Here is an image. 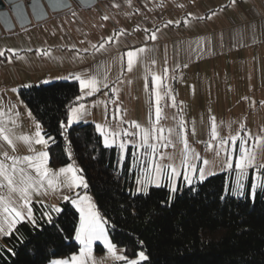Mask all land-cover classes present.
Listing matches in <instances>:
<instances>
[{"label": "crops", "instance_id": "1", "mask_svg": "<svg viewBox=\"0 0 264 264\" xmlns=\"http://www.w3.org/2000/svg\"><path fill=\"white\" fill-rule=\"evenodd\" d=\"M97 7L101 16L94 15L93 10L82 11L83 14H78L71 23L70 32L66 29L64 21H61L63 15L50 14L48 17L56 20L63 33V42L72 44L73 51L80 53V46L94 50L92 57H84L73 66L56 64L47 69L52 74L60 73L46 78L51 81L73 79L77 75L85 80L92 77L97 80L99 90L91 96L85 94L83 99L73 106L83 104L87 109L78 122L92 123L96 128L94 103L97 96L105 92L106 96L102 95L97 101L100 110L97 120L100 125L107 124V127L103 128L115 138L127 139L138 133V130L142 134L143 115L149 100L152 102L151 94L155 91L176 90L178 79L181 83L183 80L188 83L189 93L194 90L202 92L215 89L220 93L231 94L233 109H241L240 102H247L249 106L243 107L247 110L246 117L251 113L259 117L260 111L264 110V0H100ZM195 13L200 15L194 17ZM84 17L89 20V25L90 21H96V24L99 23L102 27L91 24L92 28L97 27L109 34L114 32L118 35L119 44L115 45L116 48L113 40H105L110 45L108 48L100 51L94 48L93 45L100 44L96 41L99 31L95 28L91 31L84 30ZM77 18L80 19L79 23ZM187 25L196 26L198 29L177 31V27L186 28ZM21 32L22 30L2 31L0 49H15L18 55L13 59L19 58L29 69L33 65L31 55L37 54L38 43L34 44L32 39L27 37L26 31L25 36L17 40L14 36L20 35ZM153 33L156 35L155 40L150 38ZM43 41L40 44L42 52L53 48L52 46L58 47L55 43L51 45L45 42L46 40ZM60 45L61 48L65 47ZM140 48L146 49L145 52L139 53ZM127 51L138 53L131 70L127 67ZM41 55L37 54L38 57ZM0 59L1 63L7 61L5 58ZM19 66L13 64L16 69ZM7 69V65H0V73ZM45 72L39 68L35 72L36 76H39L38 79L30 83L24 79L25 81L15 85L17 90L26 84H42L45 79L40 75ZM65 72L66 74H63ZM153 76L160 78L158 89L153 87ZM4 86L0 85V89ZM0 112V128L4 129L3 135H7L12 142L9 145L0 138V163H3L7 177H11L13 183L10 186L5 176H0V180L7 187L18 189L13 175V161L22 158L16 161L15 166L29 167L30 162L23 159L26 156L20 155L27 153L32 157V154H36L33 134L35 125L39 123L24 107L20 108L19 119L6 107L0 108ZM232 113H221L218 118L231 119ZM261 116L264 118V112ZM235 117H239V114H235ZM134 120L136 122H133ZM134 124H137L138 129ZM125 132L129 134L124 135ZM23 136H28L30 143H25L21 139ZM13 156L16 157L13 159ZM8 157L11 159H7ZM46 167L49 169V162ZM33 202L46 203L43 199L31 198V208ZM5 206L17 210H20V207L7 198L6 194L0 193V228L7 231L11 217L4 212ZM2 237L3 235H0V239Z\"/></svg>", "mask_w": 264, "mask_h": 264}, {"label": "trees", "instance_id": "2", "mask_svg": "<svg viewBox=\"0 0 264 264\" xmlns=\"http://www.w3.org/2000/svg\"><path fill=\"white\" fill-rule=\"evenodd\" d=\"M18 93L45 138H54L47 147L49 166L77 163L110 241L127 257L142 251L146 259L141 264H264L263 191L254 200L248 194L234 196L226 186L231 174L220 173L174 194L166 186L133 193L130 161L120 167L119 148H105L92 123L61 128L81 100L78 81L21 87ZM59 207L57 214L50 204L33 202L35 224L19 222L0 239V264H49L77 253L78 211L70 201Z\"/></svg>", "mask_w": 264, "mask_h": 264}, {"label": "rangeland", "instance_id": "3", "mask_svg": "<svg viewBox=\"0 0 264 264\" xmlns=\"http://www.w3.org/2000/svg\"><path fill=\"white\" fill-rule=\"evenodd\" d=\"M99 1L100 0H98V2ZM98 2L90 7H82L79 4L75 3L68 10L53 14L63 15L61 21H64L62 22L64 23L66 29L70 32L72 31L71 23L74 19H76V16L78 14H83L82 11L93 10L94 15H102L97 9ZM76 5L78 7H74ZM101 7L103 8V6ZM199 15V13H195V15L193 14L194 17H198ZM84 18L86 19L85 25L83 26L84 30L86 29L87 31H91L94 28L97 29V32L99 31V35H96V41H99V43H104V48H108V46L110 45H108L107 41H110L109 37H111V40L114 41V47L116 48V44H119L118 35L116 36L114 32L109 34V32L102 31L97 27L92 28L90 26L91 24H93V26L99 27H101V25L99 23L96 24V21H90L91 24L89 25V20L87 19V17ZM76 21L79 23L80 19L77 18ZM123 29L126 30L125 28ZM177 29V31L179 32V30L187 29L196 31L198 28L196 26L187 25L186 28L177 27ZM15 30L16 32L22 30L20 35L16 34L14 36L17 38V40L24 37V31H26L27 37L31 38L34 44L38 43L36 47L37 49L41 47L40 44L41 42H44L43 40H46L45 42H48L51 45H53V43L58 45L57 48H54V46H52L53 48L48 49L46 51L47 55L42 54L38 57L36 53H33L31 55L33 58V65L32 68L29 69L25 67V65L19 58H17L16 60L13 59L11 63H9L8 61L1 63L0 59V65L4 64L8 66V69L6 71L0 73V85H5L4 88L0 89V108H8L13 114H15V116L17 117L16 119H19L20 108L27 107L19 96L18 90L15 86L17 83L25 80L28 81L27 83H30L31 81H35L36 79H38L39 76L37 77L35 72H37L39 68L46 71L43 75H40L41 78L49 81L48 83H51L52 81L48 80L49 77H51L52 75H59L60 73L52 74L51 71L47 69L53 68L56 64H61L62 66L66 67L73 66L74 64L79 63V61L84 57H92L94 50L91 48L80 46V53H76L75 51H73L71 48L72 44L69 45V42H63V33L60 29V26L53 18H47L41 22H35L32 20L31 23L27 26H16L12 31ZM65 35H67L66 32ZM105 42H107V44ZM60 44L65 47L61 48ZM39 50H41V48ZM98 51H100V49ZM13 64L20 66L16 69L15 67H13ZM26 73H29V75ZM31 73L33 74L30 75ZM63 74H66V72ZM47 77L48 79H46ZM68 79L69 78H63L58 80L65 81ZM184 81L185 80H183V82L181 83L180 79L177 80L178 88L176 90L173 89L169 92H159L161 96L159 104L161 112L159 118H157L156 116V108L158 105L156 103L155 95L157 91L151 94V97H153L152 102L149 100L150 103L148 104V106H146V112L143 115L144 124L142 134L138 130V133H134L133 136L127 139L116 138L117 144L121 142L126 143V147L123 151V162H118V165L121 167L125 160L130 161L131 172L134 174L133 193H137V189L141 187V185L138 184V180H143L146 188L149 186H155L154 180L152 182L144 180V177L147 175H151L153 177L155 176L154 168H150V165L167 167L169 171H171L172 168H175L178 172H183L185 171L186 165L190 164L196 166L197 169H204V178L202 180L199 177L198 171L192 172L189 169V175L193 178L192 183L203 181L204 179L212 175L229 173L231 174V181L226 184L229 192L234 196H244L245 194H248L250 199L254 200L257 191L264 192V187L261 186L262 181H264V174H258L261 172V169L264 168V118L263 116H261L264 110L260 111L261 114L259 115V117L253 116V113L246 117L247 110H244L243 107L249 106L247 102H240V105L242 106L241 109H233L231 94L223 92L220 93L215 89H209L208 91L202 92L194 90L193 93L191 91L189 93L187 90L188 83ZM48 83L43 82L42 84ZM180 85L182 86V88ZM192 85L193 87H195L194 83H192ZM179 86L181 89L179 88ZM102 95L106 96V93L103 92L101 95L97 96L96 103H94L93 116L94 119H96V125H100V122L97 120V117H100V110L99 106L97 105V101L102 98ZM90 107L93 106H89V108ZM84 109L87 110L86 108ZM228 111L233 112L231 114V119L218 118L220 117L221 113ZM235 114H239V117H235ZM133 122L136 121L134 120ZM213 124H215V130L218 137V139L216 140H213L211 135ZM72 125L69 126L68 122H66L65 129H68ZM136 125L137 124H134L133 126L137 128ZM101 126L102 128L103 126L107 127V124L104 123V125H102L101 123ZM145 132L149 133L148 143L150 145L156 146L154 152L150 149H146L142 143ZM245 133H247V136H245ZM233 136L243 138V147L246 149H250V153L253 157L254 167L246 168L243 175H239L238 171L235 170L234 167H228V163L230 160L234 164L236 158L241 155V141L238 139L237 143L233 145L231 143V137ZM33 138L35 139L34 134ZM221 141H224V143L221 144ZM36 150V154H32L34 155L32 156L33 158H35L40 152L47 150V148H45L43 145L36 144ZM120 153L121 150L119 149V160ZM22 155L20 156L30 157V154L27 153H24ZM15 157L16 156H13V159ZM7 159L11 158L8 157ZM18 159L16 161H18ZM33 162L35 161L33 160ZM68 165H72L75 169H77V175L83 176L77 163L73 159ZM68 165L60 168L67 167ZM15 168L16 170L13 172V175L14 180L18 183V189L23 187L22 181L25 178H30L32 181H37L39 179L36 176L34 170L30 167L20 165L15 166ZM60 168L54 169L49 166L50 172L47 179L53 180L55 188H49L46 179L44 181L43 187L39 190V194H30V199H43L52 207H59V203L65 201L63 200L64 196H68L70 198V201L71 199L79 200V197L86 195L90 198V200L86 201L85 203H92L94 205L93 211H95L100 216L95 207L92 196L83 187H73L70 189L67 184L64 183V181L68 177H70L71 174L59 173ZM21 170L24 173L23 177L21 176ZM238 181L243 184L242 191L236 190ZM159 182L161 186H164L165 181L161 180ZM254 182L257 187L253 195L252 185ZM173 183H175L178 187L188 186V184H186L185 180L183 179V176L175 177L173 179ZM146 188H144V190ZM167 188L169 189V187ZM13 189L15 188H12L10 186L7 187V185H5L0 180V193L6 194V197L9 198L12 202L16 203L21 209L23 204L21 193L18 190L13 191ZM78 216L79 221L77 228L79 227L80 223L79 212ZM103 226L105 228L106 237L110 241L106 231L105 223ZM76 242L79 244L78 241ZM79 246L80 248L78 252L72 254L69 258L53 259L49 264H53L54 261L58 260L67 261L68 264H125L124 260H118L116 259V257L122 256L126 261H133L138 259V255L135 258L127 257L124 254L123 249L115 245V256L110 254L103 245L96 241L93 242L90 254H88L87 249H85L84 253L82 254V246L80 244ZM139 253H143L146 257L144 252L140 251ZM73 256L77 257L76 262L72 261L71 258ZM143 261H141V263Z\"/></svg>", "mask_w": 264, "mask_h": 264}, {"label": "snow or ice", "instance_id": "4", "mask_svg": "<svg viewBox=\"0 0 264 264\" xmlns=\"http://www.w3.org/2000/svg\"><path fill=\"white\" fill-rule=\"evenodd\" d=\"M235 2V0H233ZM57 7L63 6V0H57L56 3ZM209 19L211 18V15L208 17ZM105 19H107L105 17ZM203 19V17H201ZM171 23V22H169ZM179 23V22H177ZM187 23V21H185ZM152 40L156 39L155 33H153L150 37ZM109 40H111V37H109ZM94 48L103 49L105 47L104 43H100L98 46L93 45ZM146 49L140 48L138 51L139 53L145 52ZM38 55H47L46 52H42L41 50H37ZM137 52L136 51H127L126 57H127V67L129 70L132 69L134 59L137 57ZM17 51L15 49H0V58H5L9 63L12 62L14 57H17ZM167 71V70H165ZM73 79L75 81H78L79 87L81 90L82 95L78 97L77 99H83V96L86 94L88 96L93 95L96 91H98L97 87V80L92 77L87 80L82 79L80 76H74ZM44 83H48L49 81L45 80L43 81ZM152 84L153 87L158 89L160 87V78L153 76L152 77ZM106 86V85H105ZM24 87H31V85H24ZM115 91V90H114ZM156 103H157V108H156V116L159 118L161 109L159 107L161 96L160 93L157 91L156 95ZM84 105L80 104L78 107H72L68 113L67 116V122L68 125H72L75 122H78L83 114H84ZM36 131L34 133L35 140L34 143L38 145H43L45 148L48 147L50 143H54V138L51 136H48L47 139H45V136L47 135L46 133H42L41 126L39 124L35 125ZM138 127V126H137ZM61 128L64 129L65 125H61ZM96 130L103 136V144L105 148H111L113 146H117L120 150V160L118 162L122 163L123 162V151L126 147V143L121 142L119 144L116 143V138L113 134H110L107 132L106 129L102 128L101 125H96ZM4 129L0 128V138L3 139V141H6L9 145H11V140L7 135H3ZM63 135V132L61 133ZM129 133L125 132L124 135H128ZM118 136L119 134H115ZM212 139L216 140L218 139L216 130H215V124L212 125ZM245 136H247V133H245ZM21 139L25 143H30L29 137L28 136H23ZM149 139V133L145 132L144 137H143V145L145 146L146 149H150L151 151H155L156 146L155 145H150L148 143ZM241 141V155L236 158L234 164L230 160L228 163V167L232 168L234 167L235 170L238 171L239 175L244 174V170L246 168L254 167L253 165V157L250 153V149H246L243 147V138H239L236 136L231 137V143L235 145L237 143V140ZM224 141H221V144H223ZM187 157V153H186ZM24 160L29 161V167L32 168L36 174V176L39 178L37 181H32L30 178H25L23 179V187L19 189H13V191H19L21 193L22 199H23V204L20 210H17L16 208H8L7 206L4 207V212L8 213L9 216L11 217L10 221L8 222V229L7 231H4L3 228H0V235L3 236H10L13 233V230L15 229L16 225L19 222L24 221L25 219L28 221H32L33 224H35L34 217L32 215V208H31V199H30V194H39L40 188L43 187L44 181L48 178L50 170L46 167V164L48 162V152L47 151H42L40 152L35 158L33 157H25ZM33 160L35 161L33 163ZM16 161H13V171L16 170L15 165ZM150 168H154L155 171V176L147 175L144 177V180H148L149 182H152L153 180L155 181V186L160 187L161 184L159 181L163 180L165 181L164 186L169 187L170 192L173 194L179 190V187L173 183V179L177 176H183V179L185 180L186 184L191 185L192 184V177L189 175V169L192 172H199V177L202 180L204 178V169L200 168L197 169L196 166L194 165H186L185 171L183 172H178L175 168H172L171 171L167 167H160L156 165H150ZM59 173L62 174H68L70 173V177H68L64 183L67 184V186L71 189L73 187H83L87 188L88 185L84 180L83 176L77 175V169H75L72 165H68L67 167L60 168ZM258 174H264V168L261 169V172ZM0 176H5L8 179V184L11 186L13 181L11 177H7V173L5 171L3 163H0ZM21 176H24L23 171L21 170ZM255 179V178H254ZM47 184L49 188H55V184L53 183L52 179H47ZM138 184L141 185L140 188L137 189V193H140L144 188H146V185L143 183V180H138ZM261 186L264 187V181H262ZM257 185L255 182L252 185V193L254 195L255 190H256ZM243 189V184L240 183L239 181L237 182L236 190L237 191H242ZM68 196H64L63 200L69 201ZM90 198L88 196H82L79 197V200L77 199H71L70 203L74 205L77 208V211L80 213V223L79 227L76 229V235L75 239L76 241L79 242V244L82 246L81 248V253H84V250H88V254L91 253V247L93 245V242H99L101 245L104 246V248L113 256H115V247L114 245L111 244V242L107 239L106 234H105V228H104V221L103 218L100 217L95 211H93L94 205L90 202L85 203L86 201H89ZM51 212L59 214L61 212V209L59 207H53L51 209ZM14 214V215H13ZM45 218L51 222L53 217L50 213L46 212L45 213ZM73 262H76L77 257L73 256L72 258ZM118 260H124L125 264H141V261L145 260L146 257L144 256L143 253L138 254V259L133 260V261H126L124 257L119 256L116 257ZM53 264H68L67 261L64 260H58L54 261Z\"/></svg>", "mask_w": 264, "mask_h": 264}, {"label": "water", "instance_id": "5", "mask_svg": "<svg viewBox=\"0 0 264 264\" xmlns=\"http://www.w3.org/2000/svg\"><path fill=\"white\" fill-rule=\"evenodd\" d=\"M98 0H63V6L57 7V0H0V34L10 32L16 26L25 27L31 21L41 22L50 14L62 12L76 3L90 7Z\"/></svg>", "mask_w": 264, "mask_h": 264}, {"label": "flooded vegetation", "instance_id": "6", "mask_svg": "<svg viewBox=\"0 0 264 264\" xmlns=\"http://www.w3.org/2000/svg\"><path fill=\"white\" fill-rule=\"evenodd\" d=\"M75 4V3H74Z\"/></svg>", "mask_w": 264, "mask_h": 264}]
</instances>
